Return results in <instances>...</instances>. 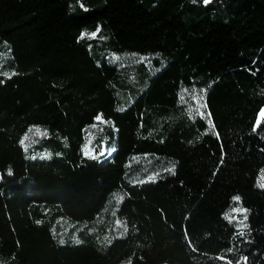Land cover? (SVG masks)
<instances>
[{"label": "trees", "instance_id": "obj_1", "mask_svg": "<svg viewBox=\"0 0 264 264\" xmlns=\"http://www.w3.org/2000/svg\"><path fill=\"white\" fill-rule=\"evenodd\" d=\"M263 107L264 0H0V264H264Z\"/></svg>", "mask_w": 264, "mask_h": 264}, {"label": "rangeland", "instance_id": "obj_2", "mask_svg": "<svg viewBox=\"0 0 264 264\" xmlns=\"http://www.w3.org/2000/svg\"><path fill=\"white\" fill-rule=\"evenodd\" d=\"M113 60L116 62H137V61H148L149 58L147 56H141V55H120V56H115L113 57ZM184 100L188 102L189 107L192 109L194 114L199 115V116H204L206 114L205 112V104H204V99L202 96V93H198V91H187L183 94ZM264 110V107L259 111L258 113V120L263 118L261 116V112ZM92 140L90 137H88L85 141L84 144V152L87 151L90 153V155L96 154V152L92 146ZM105 151V147L102 149Z\"/></svg>", "mask_w": 264, "mask_h": 264}, {"label": "snow or ice", "instance_id": "obj_3", "mask_svg": "<svg viewBox=\"0 0 264 264\" xmlns=\"http://www.w3.org/2000/svg\"><path fill=\"white\" fill-rule=\"evenodd\" d=\"M207 2H208V0H205V3H207ZM84 35H85V34L82 33V34H81V38H83ZM91 35L95 36V33H92ZM261 116L264 117V110H262V112H261ZM97 119L100 120V119H102V118H101L100 116H98ZM257 123L259 124L260 121H258ZM37 131H39V130H37ZM25 139H27V137H25ZM21 143H23V141H21ZM85 155H90V153L87 152V151H85ZM261 187H264V183H261ZM234 199L238 200L239 197H234ZM234 211H236V210H234ZM238 211H244V210H243V209H238Z\"/></svg>", "mask_w": 264, "mask_h": 264}]
</instances>
